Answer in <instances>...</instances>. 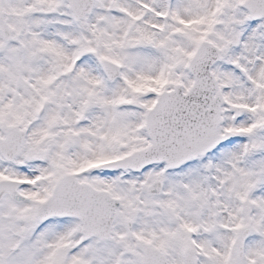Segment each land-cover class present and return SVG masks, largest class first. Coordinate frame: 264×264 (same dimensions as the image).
Returning a JSON list of instances; mask_svg holds the SVG:
<instances>
[{
  "label": "snow or ice",
  "instance_id": "obj_1",
  "mask_svg": "<svg viewBox=\"0 0 264 264\" xmlns=\"http://www.w3.org/2000/svg\"><path fill=\"white\" fill-rule=\"evenodd\" d=\"M0 264H264V0H0Z\"/></svg>",
  "mask_w": 264,
  "mask_h": 264
}]
</instances>
